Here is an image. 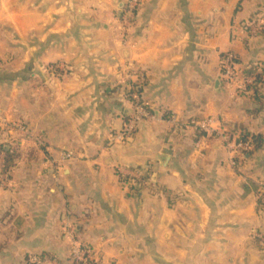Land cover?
I'll return each mask as SVG.
<instances>
[{"label": "crops", "instance_id": "obj_1", "mask_svg": "<svg viewBox=\"0 0 264 264\" xmlns=\"http://www.w3.org/2000/svg\"><path fill=\"white\" fill-rule=\"evenodd\" d=\"M127 4L0 0V264H264V146L223 140L264 137V97L221 68L264 69V0ZM132 89L154 118L123 140Z\"/></svg>", "mask_w": 264, "mask_h": 264}, {"label": "built area", "instance_id": "obj_2", "mask_svg": "<svg viewBox=\"0 0 264 264\" xmlns=\"http://www.w3.org/2000/svg\"><path fill=\"white\" fill-rule=\"evenodd\" d=\"M140 0H130L127 4L126 17H132L135 9L137 8ZM237 63L236 57L229 53L223 58V75L226 82L230 85L236 86L237 90L240 92H248L249 86H251L254 82V77L247 78L245 82L238 81V72H237ZM132 99V111L128 116L126 123L119 134V137L123 140L131 138L134 134L138 124L142 121L153 119L154 116L151 111L147 108V106L142 101L139 94L132 89L131 95ZM192 125H195L192 123ZM189 126V125H188ZM200 129L208 132L210 126L202 125L199 126ZM223 140L226 147L234 153L238 158L237 161L243 162L249 153L255 152V146L251 142H243L240 140V137L235 139L230 134L225 133L223 135ZM139 179L137 176H134V180L131 183H135V181ZM11 182V174L9 171L5 169L4 164H0V186L2 188H7ZM259 200L261 204L264 205V185L261 187L259 191ZM71 261L73 264H90L91 258L89 256V252L83 248L74 249L71 256ZM33 264H51L50 262H46L40 259H34ZM59 264V263H57Z\"/></svg>", "mask_w": 264, "mask_h": 264}, {"label": "trees", "instance_id": "obj_3", "mask_svg": "<svg viewBox=\"0 0 264 264\" xmlns=\"http://www.w3.org/2000/svg\"><path fill=\"white\" fill-rule=\"evenodd\" d=\"M246 75L253 76L254 82L251 86H249V91H252L253 96L256 101L263 100V89H264V69L258 67V66H250V68H247ZM263 103V102H262ZM240 140L243 142H251L255 146V152L259 151L264 146V137L262 135H250L248 133H243L240 137ZM3 150V148H2ZM249 155H252V153H249ZM14 160L13 153L11 152L7 153V159L5 164V169L8 171L10 167L12 166ZM259 203L261 204V201L259 200ZM263 205V204H261ZM264 206V205H263ZM260 242V240H259Z\"/></svg>", "mask_w": 264, "mask_h": 264}, {"label": "rangeland", "instance_id": "obj_4", "mask_svg": "<svg viewBox=\"0 0 264 264\" xmlns=\"http://www.w3.org/2000/svg\"><path fill=\"white\" fill-rule=\"evenodd\" d=\"M127 2H129V1L127 0ZM125 10H127V8H125ZM125 19L128 20V17H126ZM126 20H125V21H126ZM222 66H223V62H222ZM222 66H221V68H222ZM237 72H238L237 77H238V79L240 80L241 77H242V75H241V73L239 72V70H237ZM239 91H240V90H239ZM248 93H249V91L246 92V94H248ZM130 95H131V93H130ZM10 124L13 126V127H11V129H12L13 132H17V130H18V131L22 130V128L19 126V124H13V123H10ZM22 133H23V134H20V135H19L20 140H23L24 138L26 139V138L29 137V132H28V131H22ZM239 137H241V136H239ZM239 137H238V136L236 137V136L234 135L233 138L237 139V138H239ZM19 142H20V141L15 142V143H16V144H15V148H16V146L19 144ZM20 144H21V143H20ZM16 149H17V148H16ZM259 193H260V192H259ZM263 196H264V194H263ZM259 197H260V196H258V199H259ZM85 250H87V251L89 252V256H90V258H91V263H90V264H103V263L101 262L100 258H99V257H96L95 254L93 255V253H91V252L88 250V248H85ZM65 264H73L72 261H71V258H70Z\"/></svg>", "mask_w": 264, "mask_h": 264}]
</instances>
